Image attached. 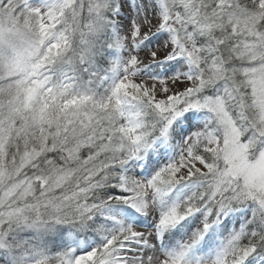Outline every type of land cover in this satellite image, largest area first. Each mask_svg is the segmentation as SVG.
Wrapping results in <instances>:
<instances>
[{"label":"snow or ice","instance_id":"1","mask_svg":"<svg viewBox=\"0 0 264 264\" xmlns=\"http://www.w3.org/2000/svg\"><path fill=\"white\" fill-rule=\"evenodd\" d=\"M0 264H264V0H0Z\"/></svg>","mask_w":264,"mask_h":264}]
</instances>
